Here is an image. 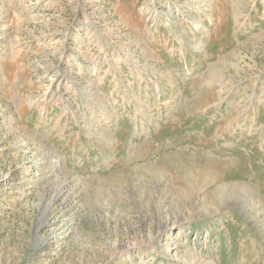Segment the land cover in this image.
I'll return each mask as SVG.
<instances>
[{
    "label": "rangeland",
    "instance_id": "obj_1",
    "mask_svg": "<svg viewBox=\"0 0 264 264\" xmlns=\"http://www.w3.org/2000/svg\"><path fill=\"white\" fill-rule=\"evenodd\" d=\"M208 260L264 264V0H0V264Z\"/></svg>",
    "mask_w": 264,
    "mask_h": 264
},
{
    "label": "bare ground",
    "instance_id": "obj_2",
    "mask_svg": "<svg viewBox=\"0 0 264 264\" xmlns=\"http://www.w3.org/2000/svg\"><path fill=\"white\" fill-rule=\"evenodd\" d=\"M209 17V16H208ZM67 181H69V180H67ZM70 182H71V180H70ZM179 226V225H178ZM168 230H169V227H168V225L165 223V224H163V226L161 227V229L159 230V231H157L155 234H154V236H153V243L152 244H154V245H156V243L158 242V240H159V238L160 237H162V236H164L165 235V233L166 232H168ZM157 241V242H156ZM147 245H149V244H147ZM168 246V245H167ZM190 255H193V254H191V252L189 253V256ZM192 258V257H191ZM209 263V260L205 263V264H208ZM171 264H174V263H171Z\"/></svg>",
    "mask_w": 264,
    "mask_h": 264
}]
</instances>
